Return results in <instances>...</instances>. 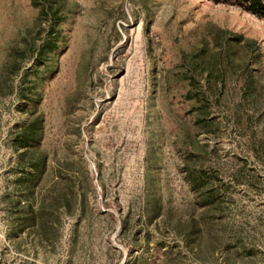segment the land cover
Returning <instances> with one entry per match:
<instances>
[{
  "label": "rangeland",
  "instance_id": "obj_1",
  "mask_svg": "<svg viewBox=\"0 0 264 264\" xmlns=\"http://www.w3.org/2000/svg\"><path fill=\"white\" fill-rule=\"evenodd\" d=\"M0 264H264V18L0 0Z\"/></svg>",
  "mask_w": 264,
  "mask_h": 264
},
{
  "label": "trees",
  "instance_id": "obj_2",
  "mask_svg": "<svg viewBox=\"0 0 264 264\" xmlns=\"http://www.w3.org/2000/svg\"><path fill=\"white\" fill-rule=\"evenodd\" d=\"M238 1L240 5L244 6V8L248 11H250L251 13L264 18V0H235ZM50 42L52 41L49 40ZM57 43V41H53L52 44H50L48 41L44 44V46L46 45L47 49L52 50L50 47L54 46ZM53 48V47H52ZM49 53V51H48ZM37 63V61L35 62V64ZM43 205H41L40 207L42 208ZM40 211V210H39Z\"/></svg>",
  "mask_w": 264,
  "mask_h": 264
}]
</instances>
